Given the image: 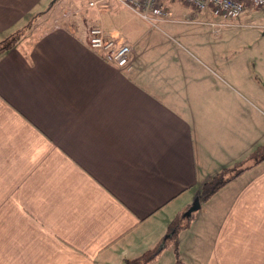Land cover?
I'll list each match as a JSON object with an SVG mask.
<instances>
[{
	"label": "crops",
	"instance_id": "0c3cea01",
	"mask_svg": "<svg viewBox=\"0 0 264 264\" xmlns=\"http://www.w3.org/2000/svg\"><path fill=\"white\" fill-rule=\"evenodd\" d=\"M55 2L0 0V39ZM165 4L170 19L151 25L107 1L0 55V264H122L260 143L263 85L243 71L216 87L208 60L219 48L173 27L182 4L185 25L200 11ZM92 23L132 45L130 69L87 45ZM204 205L219 216L200 264H264V159Z\"/></svg>",
	"mask_w": 264,
	"mask_h": 264
},
{
	"label": "rangeland",
	"instance_id": "374dc122",
	"mask_svg": "<svg viewBox=\"0 0 264 264\" xmlns=\"http://www.w3.org/2000/svg\"><path fill=\"white\" fill-rule=\"evenodd\" d=\"M86 2L87 0H56L53 8L45 7V11L42 12L43 14L39 12L33 15L34 17L40 14L32 25H29V23L33 17L23 27L19 28L21 35L18 41L32 40L51 25L62 21L61 18L73 14L87 13L92 7H88ZM182 7L183 4L180 6V12H172V17L175 20L173 21V27L179 29L178 26H182L185 29H197L200 31L195 34V41L198 42L197 45H208L219 48L218 50H214V55L208 60L213 69L211 78L216 87L227 84L229 86L233 85L234 80L242 77L243 71L245 79L249 80L250 83H259V85H263L261 87H264V7L251 8L242 13L238 18L231 20L230 23L222 25H211L209 21H205L204 18L199 16L201 11L197 12L198 15L195 19L197 23L185 25L181 21L186 17L184 12L186 9ZM49 8L50 10L48 11ZM210 20L221 21L219 17H213ZM92 25L94 24L92 23L86 27V32H88ZM170 36L173 35L170 34ZM175 40L182 45H186L181 38L175 37ZM263 125L261 128H263ZM262 136L259 144L264 143V135ZM257 145H254L251 150H247L245 155L236 161L241 160L242 164H246L250 160L248 158L245 159L247 154L257 147ZM234 162L228 163L227 166H232ZM204 203L205 201L200 200L201 208L199 207L195 210L191 214L190 219L184 215L185 211L175 214L179 216L183 225L178 229L175 240L169 241L167 246L160 248L154 264H200V251L203 249V246L200 247L199 242L204 243L206 249V245L211 237L210 234H207L206 229L209 230V228L206 227V224L210 225L212 222L217 221L219 216L215 214L213 219L209 210H205L204 207L206 206ZM204 218L208 222H205ZM171 219L165 223V232L157 243L167 234V227ZM187 219L189 220L186 222Z\"/></svg>",
	"mask_w": 264,
	"mask_h": 264
},
{
	"label": "built area",
	"instance_id": "2783aa9c",
	"mask_svg": "<svg viewBox=\"0 0 264 264\" xmlns=\"http://www.w3.org/2000/svg\"><path fill=\"white\" fill-rule=\"evenodd\" d=\"M107 1L116 3L128 8L143 20L151 25H156L160 20H169L171 10L165 4V0H87L88 7H99ZM186 3L195 11L209 10L214 17L221 21L211 20V25H222L230 23L242 13L251 8L264 7V0H179ZM86 37L87 45L97 52L103 59L115 63L124 69L131 68L132 45L107 35L103 29L94 24Z\"/></svg>",
	"mask_w": 264,
	"mask_h": 264
},
{
	"label": "trees",
	"instance_id": "16d2710c",
	"mask_svg": "<svg viewBox=\"0 0 264 264\" xmlns=\"http://www.w3.org/2000/svg\"><path fill=\"white\" fill-rule=\"evenodd\" d=\"M50 8L48 9V11ZM47 11V12H48ZM42 13V12H40ZM43 14V13H42ZM40 14L33 17L29 25H32ZM29 22V21H28ZM20 29L15 30L4 38L0 39V55L8 48L14 46L20 39ZM250 159L247 163H254L264 159V143L257 145L252 151H250L245 159ZM252 160V161H251ZM246 163V164H247ZM242 164V161H235L232 166H224L219 169L216 173L212 174L208 179L202 182L199 187L198 195L201 201H206L214 192L221 188L228 180L233 178L241 170L246 168L248 165ZM183 225L179 216L175 215L169 222L167 227V234L165 237L158 242L156 245L145 249L135 257L127 258L123 264H154V260L160 250V248L167 246L168 242L175 240L178 229Z\"/></svg>",
	"mask_w": 264,
	"mask_h": 264
},
{
	"label": "water",
	"instance_id": "95a60500",
	"mask_svg": "<svg viewBox=\"0 0 264 264\" xmlns=\"http://www.w3.org/2000/svg\"><path fill=\"white\" fill-rule=\"evenodd\" d=\"M200 207V199L199 195H195L193 200L191 201L190 205L187 207V209L184 212V215L187 217H190L191 214L197 210Z\"/></svg>",
	"mask_w": 264,
	"mask_h": 264
}]
</instances>
